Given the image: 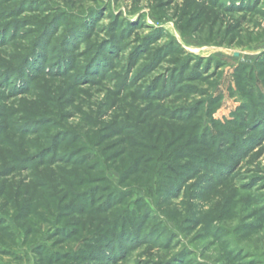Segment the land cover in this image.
<instances>
[{"label":"rangeland","instance_id":"rangeland-1","mask_svg":"<svg viewBox=\"0 0 264 264\" xmlns=\"http://www.w3.org/2000/svg\"><path fill=\"white\" fill-rule=\"evenodd\" d=\"M0 264H264V0H0Z\"/></svg>","mask_w":264,"mask_h":264}]
</instances>
